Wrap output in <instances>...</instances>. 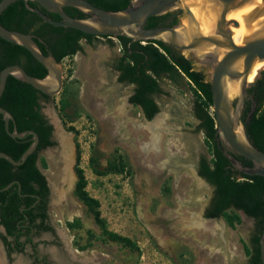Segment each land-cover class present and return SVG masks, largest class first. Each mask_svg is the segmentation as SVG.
I'll return each mask as SVG.
<instances>
[{"label":"rangeland","instance_id":"obj_1","mask_svg":"<svg viewBox=\"0 0 264 264\" xmlns=\"http://www.w3.org/2000/svg\"><path fill=\"white\" fill-rule=\"evenodd\" d=\"M80 44V51L61 60L59 93L41 102L43 114L53 122L54 144L38 153L37 164L53 188L48 213L66 236L73 258L57 264H248L254 220L239 210L238 220L231 223L224 216L204 215L213 187L198 176L196 164L201 155L210 158V146L197 129L196 95L189 81L157 77L161 92L153 99L164 121L152 133L145 128L141 111L128 101L133 86L118 81L117 38L95 37L90 44L84 40ZM183 54L189 58L187 51ZM192 61L194 68L206 73ZM63 98L67 104L61 110ZM64 154L69 155L68 164ZM51 155L67 167L66 180L59 184L49 175ZM77 156L85 189L99 201L106 227L129 237L139 247V257L117 242L103 240L91 214L73 194ZM91 157L99 170L113 160L122 163L123 170L96 174ZM60 194L68 202L61 201ZM33 240L38 256L56 247L43 233ZM31 252L26 246L8 258L0 242V263L38 264Z\"/></svg>","mask_w":264,"mask_h":264},{"label":"trees","instance_id":"obj_2","mask_svg":"<svg viewBox=\"0 0 264 264\" xmlns=\"http://www.w3.org/2000/svg\"><path fill=\"white\" fill-rule=\"evenodd\" d=\"M88 1L108 10H118L128 4V0ZM29 4L37 5L32 1H29ZM41 10L52 19H57V16L42 8ZM65 10L73 17H84V13L78 12V9V11L75 10L78 14L69 9ZM168 19H172L169 25L175 23V10L148 17L144 27L162 26L163 22ZM0 24L8 29L32 34L40 50L44 54L51 53L59 61L80 51L82 49L81 39L90 44L95 38L92 34L83 33L71 27L54 26L43 21L34 12L25 8L21 0L12 2L1 12ZM116 38L121 48V56L115 65V69L119 72L118 80L134 85L129 101L141 106L147 119H151L158 111L152 98V94L161 92L157 77L165 75L173 81L186 78L191 84L196 95L193 113L198 120L197 129L202 131L209 143L211 155L209 159L204 155L200 157L197 170V174L214 187L204 215L207 218L224 216L229 223L238 220L235 214L237 210L251 217L254 220V226L249 239L248 264H262L259 238L264 226V176L246 175L233 169L218 148L214 113L213 110H208L212 105L210 83L203 70L194 68L192 59H188L181 52L160 41L131 42L127 45V38L123 36ZM14 63L21 65L28 74L33 76L43 77L46 74L45 67L28 50L19 44L0 38V69ZM247 93L241 121L252 144L264 151L263 72L256 76L247 88ZM40 97L48 98L30 84L11 75L7 76L5 87L0 95V105L13 115L17 130L32 129L38 135L36 149L22 164L14 166L0 157V188L16 180L7 189L0 190V225L5 230V234L0 233V237L8 250L12 249V240H8V236L15 235L14 240H16L18 236L31 231L32 228L36 232L48 228L44 223L47 216L48 187L45 176L37 165V159L39 151L52 146L54 141L50 139L52 125L40 112ZM253 103L254 109L246 120ZM66 104V99H61V110L66 108ZM12 127L13 122L9 121V129L12 130ZM30 138L31 134L22 138L9 136L4 130L0 114V151L18 159L30 143ZM236 157L242 161V164L250 165L245 158ZM78 160L79 156L75 164L76 181L73 194L91 214L93 221L100 229L103 240L117 242L135 251L136 256L139 257L140 249L129 237L119 235L106 227L100 215L99 201L85 189L86 179L83 170L78 165ZM95 161L94 157L90 158L93 171L99 175L123 170V164H118L115 160L109 162L104 170H99L94 165ZM18 184L20 192H18Z\"/></svg>","mask_w":264,"mask_h":264},{"label":"water","instance_id":"obj_3","mask_svg":"<svg viewBox=\"0 0 264 264\" xmlns=\"http://www.w3.org/2000/svg\"><path fill=\"white\" fill-rule=\"evenodd\" d=\"M14 1L16 0H0V14ZM21 1L25 8L54 26L71 27L92 35L123 36L128 39L127 45L131 42L146 43L155 40L182 52L187 51L194 61L206 68L205 74L210 83L211 107L214 113L218 148L235 170L246 175L264 176V151L252 144L241 121L244 101L248 96L247 88L257 75L250 82L247 81V77L255 63L264 59V0H205L213 4L215 11L214 29L210 34L201 33L192 21L191 13L182 0H128V4L118 10L101 8L88 0ZM29 1L37 5H30ZM65 6L74 7L87 16L73 17L64 10ZM244 7H249L243 15L244 24L249 27V31L235 46L225 16ZM41 8L58 15L59 20L47 16ZM172 10H180L186 16L187 24L179 19L178 22L169 26L144 27L148 17ZM235 24L240 25V22L236 21ZM0 38L24 47L46 69L43 77H36L28 74L17 63L4 66L0 69V95L8 75L30 84L47 96L59 93L62 86L61 60H57L51 53L44 54L30 33L8 29L0 24ZM233 82H237L238 91L237 95L230 99L227 83ZM253 109L254 103L246 120ZM0 114L4 130L9 136L22 138L31 134L30 143L18 159L0 151V157L14 166L20 165L36 149L38 135L32 129L18 131L13 115L1 105ZM9 121L13 122L12 130L9 129ZM48 121L52 125L53 122ZM235 155L248 159L251 165L242 164ZM13 182L16 180L10 181L0 190L7 189ZM47 182L52 192V184L49 180ZM18 192H20L19 184ZM0 230L4 232L2 225H0ZM259 252L261 262L264 264V226L259 238Z\"/></svg>","mask_w":264,"mask_h":264},{"label":"bare ground","instance_id":"obj_4","mask_svg":"<svg viewBox=\"0 0 264 264\" xmlns=\"http://www.w3.org/2000/svg\"><path fill=\"white\" fill-rule=\"evenodd\" d=\"M182 2L187 6V9L191 13L192 21L198 26L201 33L210 34L214 29L215 11H214L213 4L211 5L205 2V0H182ZM249 7L251 8L252 6H249ZM249 7H244L239 10L232 11L231 13L225 16V21L232 32L231 38L235 46H237L241 42L243 37L249 31V27L244 24L245 19L243 18V15L247 12ZM181 21H183L184 24H187L186 16L182 18ZM236 21H239L240 25H236L235 24ZM263 68H264V59L255 63V65L250 70V73L247 77V81L250 82L258 74V72ZM227 85H228L227 86L228 95L230 99H232L237 95L238 84L237 82H233V83H227ZM63 147L66 150L68 149V145H66L65 143H63ZM63 152H62V155H63ZM67 156L69 155L64 154V161L67 160L66 164H68V159H69ZM56 157L57 156H53V155H51L50 158L48 157L49 164H50L49 175L51 176L52 181H54L55 184H59L66 180L67 167L60 166V164L57 161L58 159ZM64 198L65 196L60 194L59 199L61 201L66 202L67 200Z\"/></svg>","mask_w":264,"mask_h":264},{"label":"flooded vegetation","instance_id":"obj_5","mask_svg":"<svg viewBox=\"0 0 264 264\" xmlns=\"http://www.w3.org/2000/svg\"><path fill=\"white\" fill-rule=\"evenodd\" d=\"M99 2H105V1H110V0H98ZM65 9H69V10H71L72 12H75V10H77V9H75L74 7H71V6H65L64 7V10ZM75 9V10H74ZM66 11V10H65ZM78 11V10H77ZM78 12H80V11H78ZM175 12H176V21H175V23L176 22H178V20H179V15H181V11L180 10H175ZM50 13V12H49ZM75 13H77V12H75ZM52 15H55V16H57V19H54V20H59V17H58V15H56V14H54V13H51ZM78 14V13H77ZM76 14V15H77ZM84 16H87V15H85L84 14ZM171 20L172 19H168V20H166V21H164L163 22V25L162 26H169V24H170V22H171ZM174 24V23H173ZM94 37H96V38H98V37H107V38H110L111 36H107V35H94ZM81 40H83V39H81ZM175 49V48H174ZM175 50H177V49H175ZM177 51H179V52H181L182 54H183V52L182 51H180V50H177ZM184 55V54H183ZM185 56V55H184ZM188 59H192V57H191V55H189V58ZM117 71V70H116ZM119 77V72L117 71V78ZM119 81V80H118ZM119 82H121V83H126V82H123V81H119ZM127 84H130V83H127ZM133 87H132V91H131V94L128 96V101H129V98H130V96L133 94V90H134V85L133 84H131ZM154 94H157V93H154ZM154 94H152V98H153V95ZM48 98H49V96H48ZM47 98V99H48ZM47 99H45V98H43V97H40L39 98V104L41 105L42 103V100H47ZM154 100V99H153ZM154 102H155V100H154ZM129 103L131 104V105H134V106H136V107H138V109L141 111V113H142V115H144V112H143V109L141 108V106H139V105H137V104H135V103H132V102H130L129 101ZM156 103V102H155ZM157 105V104H156ZM158 107V106H157ZM40 112L43 114V112H42V110H41V108H40ZM242 112H243V110H242ZM158 113V111L155 113V115ZM44 115V114H43ZM44 117H45V119L47 120V122L49 123V121H48V119L46 118V116L44 115ZM144 117H145V115H144ZM50 124V123H49ZM53 128V127H52ZM53 130V129H52ZM50 139L53 141V135H52V132H51V135H50ZM217 144V143H216ZM47 148V147H46ZM46 148H44V149H46ZM43 150V149H42ZM41 151V150H40ZM39 151V152H40ZM202 156V155H201ZM201 156H199V158L197 159V164H196V172H197V170H198V167H199V162H200V157ZM235 156H239V155H235ZM239 157H242V156H239ZM244 158V157H243ZM239 159V158H238ZM246 159V158H245ZM240 160V159H239ZM247 161H249L248 159H246ZM242 162V161H241ZM250 162V161H249ZM38 165V164H37ZM250 165H251V162H250ZM231 166V165H230ZM234 169V168H233ZM42 171V170H41ZM43 173V172H42ZM44 174V173H43ZM44 176H45V174H44ZM203 178V177H202ZM45 179H46V184H47V187H48V196H47V205H46V214H47V216H46V218H45V220H44V223L48 226V228L47 229H43V230H40V231H38V232H36V230L35 229H31V231H28L27 233H22L20 236H18L17 237V239L16 240H14L15 239V235L14 236H12V237H7V239L8 240H12V243H11V247H12V249L11 250H8V248H7V246L4 244V242H3V240L1 239V237H0V242H1V245H2V247H3V249H4V251H5V254H6V256L8 257V258H11V255L13 254V253H21L24 249H26V246H29L30 247V250L32 251L31 253H32V259H33V261L35 262V263H38V264H50V262L48 261V259L47 258H49V259H51L53 262H54V264H57V262H63V263H69L70 262V260L71 259H73L72 258V253H71V251L69 250V243L67 242V238H66V236L63 234V233H61V232H59V229H57L54 225H53V223H52V220H51V218H50V215H49V213H48V201H49V198L51 197V191H50V186H49V184H48V180H47V178H46V176H45ZM204 179V178H203ZM204 181L206 182V183H208V184H210L209 182H207L205 179H204ZM211 185V184H210ZM212 187H213V185H211ZM213 190H214V187H213ZM4 228V227H3ZM0 233H2V234H5V230H4V232H2L1 230H0ZM41 233H43V234H45L46 236H48L49 238H51V239H53V242L54 243H56V247L54 248V250H52L50 247L49 248H46L45 250V255H43V256H38L37 255V245H36V243L34 242V237L36 236V235H38V234H41ZM29 238V240H27ZM50 255L52 256L51 258H50Z\"/></svg>","mask_w":264,"mask_h":264},{"label":"crops","instance_id":"obj_6","mask_svg":"<svg viewBox=\"0 0 264 264\" xmlns=\"http://www.w3.org/2000/svg\"><path fill=\"white\" fill-rule=\"evenodd\" d=\"M160 114L159 113H157L156 115H154L151 119H147L146 117H144V115H143V119H144V121H145V123H146V126H145V128L147 129V130H151L152 131V133H153V131L155 130V129H158V127L160 126V125H162V123H163V118H161V117H158ZM155 118V119H154ZM154 128V129H153Z\"/></svg>","mask_w":264,"mask_h":264}]
</instances>
